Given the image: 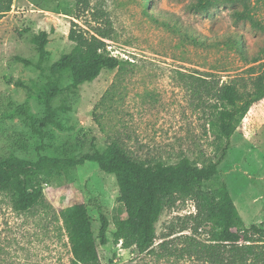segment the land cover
Here are the masks:
<instances>
[{
  "label": "rangeland",
  "instance_id": "obj_1",
  "mask_svg": "<svg viewBox=\"0 0 264 264\" xmlns=\"http://www.w3.org/2000/svg\"><path fill=\"white\" fill-rule=\"evenodd\" d=\"M194 1L14 0L0 21V158L76 159L115 142L143 164L173 165L183 158L199 168L216 163L226 142L216 127L220 105L205 88L231 84L242 100L257 90L256 78L264 72V0H221L208 14L188 12ZM243 2L251 20L235 22L232 12L242 10ZM97 12L105 16L96 19ZM106 19L112 24L110 40H103L106 50L127 64L103 71L78 91L64 73L56 82L60 93L47 105L55 81L50 67L72 50L71 24L89 30L87 24ZM42 32L48 43L40 70L36 38ZM46 175L44 201L31 211H16L11 194L0 192V264H71L58 216L80 205L100 264H209L122 250L112 221L118 209L116 178L96 164H51ZM218 182L226 183L245 226L264 229V99L231 136ZM195 213L192 200L178 198L160 215L155 244L170 234L189 235L194 226L189 216ZM101 214L110 221L105 246L97 240Z\"/></svg>",
  "mask_w": 264,
  "mask_h": 264
},
{
  "label": "trees",
  "instance_id": "obj_2",
  "mask_svg": "<svg viewBox=\"0 0 264 264\" xmlns=\"http://www.w3.org/2000/svg\"><path fill=\"white\" fill-rule=\"evenodd\" d=\"M13 1L0 0V21L11 11ZM220 1L195 0L186 8L193 14H208ZM235 1L229 0L231 3ZM95 16L96 19H102L105 15L97 12ZM232 17L235 22L251 20L248 4L243 2V9L234 10ZM87 25L89 30L71 24L68 39L72 50L50 67V75L55 81L49 84L47 105L60 93L56 82L64 73L68 72L71 76L70 88L78 91L95 81L103 71H113L127 64L124 60L110 56L106 50L103 40H110L112 36V24L108 19L97 26ZM47 43V33L42 32L36 38L39 60L35 66L40 70L45 61ZM257 59L254 58V61ZM18 61L26 66L31 65L25 59L18 58ZM256 84L257 90L245 100L239 98L231 84L215 90L205 88V93L212 95L220 105L216 127L226 142L219 160L208 167L199 168L187 158L173 165L161 162L143 164L132 159L115 142L106 145L104 149H92L76 159L41 157L37 162H29L9 154L0 158V192L11 194L16 211L28 212L44 201L41 179L46 178L49 165L73 168L93 163L104 173L116 178L119 189L118 209L112 221L122 250L133 251L136 256L151 254L159 259L188 258L209 264H264V229L256 225L246 227L226 183H214L218 165L225 158L231 136L249 109L264 99V72L257 76ZM178 198H187L194 203L196 213L189 216L194 223L191 233L178 238H170V234L156 245L155 225L163 210L174 205ZM58 219L62 222V230L68 241L71 264H100L98 247L91 238L85 206L62 210ZM99 220L97 240L100 246H105L110 221L103 214ZM199 231H205L207 238L201 239Z\"/></svg>",
  "mask_w": 264,
  "mask_h": 264
}]
</instances>
